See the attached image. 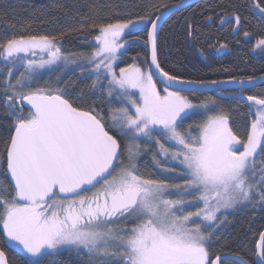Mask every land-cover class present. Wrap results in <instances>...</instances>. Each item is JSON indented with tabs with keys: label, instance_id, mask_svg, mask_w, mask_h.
Listing matches in <instances>:
<instances>
[{
	"label": "snow or ice",
	"instance_id": "snow-or-ice-1",
	"mask_svg": "<svg viewBox=\"0 0 264 264\" xmlns=\"http://www.w3.org/2000/svg\"><path fill=\"white\" fill-rule=\"evenodd\" d=\"M143 7L146 14L131 19L116 14L89 23L82 17L72 31L94 33L90 52H65L62 36L47 33L0 39V107L11 119L0 145V166L6 163L0 235L6 246L20 248L26 264H41L65 249L87 257L86 264H264V231L250 260L211 251L220 239L222 211L264 207V90L245 95L257 85L254 77L193 81L165 71L157 56L158 30L183 4ZM254 8L264 20V7ZM233 15L235 31L240 17ZM188 29L191 36V22ZM145 30L143 59L134 57L117 72L124 37ZM253 48L264 51V37ZM69 66L92 77L88 92L73 95L61 75L52 79ZM44 73L49 76L41 83ZM209 83L241 89L230 95L246 102V138L214 99L197 104L181 94L182 85ZM97 94L109 104L106 114L82 102ZM114 101L121 106L112 107ZM185 120L192 122L185 127ZM139 140L154 147L141 148ZM141 152L152 153L165 179L141 172ZM0 264H8L3 250Z\"/></svg>",
	"mask_w": 264,
	"mask_h": 264
},
{
	"label": "trees",
	"instance_id": "trees-1",
	"mask_svg": "<svg viewBox=\"0 0 264 264\" xmlns=\"http://www.w3.org/2000/svg\"><path fill=\"white\" fill-rule=\"evenodd\" d=\"M264 7V0H256ZM177 0H0V39L15 34L47 33L62 36V48L65 52H90L92 45L88 43L94 33L87 29H79L82 17L93 19L119 14L122 18H135L146 14L144 5L159 8L160 5H173ZM239 15L240 23L234 15ZM221 16H232L227 23H221ZM210 18V19H209ZM188 22H191L192 35H188ZM149 27V26H148ZM245 33H248L246 36ZM63 34V35H62ZM131 43L120 54L116 70L133 63L134 57L143 59L146 51L144 41L147 32L137 31L130 36ZM264 37V20L255 12L253 0H200L197 3L170 16L158 33L157 56L161 66L172 75H178L193 81L240 80L259 77L264 74V51L255 49L256 41ZM226 45V47H221ZM222 50V51H221ZM6 74V70H5ZM60 73H53L52 79ZM48 73L43 74L47 79ZM61 84L67 82L73 95L82 89L88 92L90 76H82L80 69L72 70L61 76ZM162 88L161 85H158ZM264 90V83L244 90L245 95H259ZM229 91L226 93H232ZM200 102L214 99L231 116L234 131L246 138L250 118L247 116L246 102L229 97H220L213 93H188ZM88 104L95 103L98 109L108 112L109 104L103 95H89L82 100ZM115 107L114 105H111ZM107 118V117H106ZM200 116L192 120L199 121ZM192 120H185L186 127ZM11 119L6 117L0 107V145L8 138V126ZM154 135H157L154 133ZM163 142V141H162ZM141 148H152L143 140L137 141ZM167 146V145H166ZM141 172L153 173V178L165 179L152 163L151 152H141L138 157ZM6 169V163L0 166V173ZM0 179L3 176L0 175ZM170 183H181L182 180L169 178ZM194 209V208H192ZM192 209H188L192 211ZM222 227L211 251L237 253L245 259H251L255 249V241L260 231L264 230V207L251 204L221 213ZM0 250L6 254L8 264H26V257L13 247L6 246L4 237L0 235ZM87 257L75 252L62 250L46 256L41 264H86ZM231 264V262H229Z\"/></svg>",
	"mask_w": 264,
	"mask_h": 264
},
{
	"label": "water",
	"instance_id": "water-1",
	"mask_svg": "<svg viewBox=\"0 0 264 264\" xmlns=\"http://www.w3.org/2000/svg\"><path fill=\"white\" fill-rule=\"evenodd\" d=\"M198 1H200V0H181V3L183 4V7H180L178 10L172 9L170 14L167 16L166 20L170 16H172L173 14H175V13L181 11V10L186 9L187 7L197 3ZM253 3L257 4L256 0H253ZM254 10L259 15L258 9L254 8ZM165 21L161 22L160 28L162 27V25L164 24ZM149 27H150V25H149ZM160 28H159V30H160ZM159 30H158V33H159ZM256 78H258V82H257L256 86L261 85L262 83H264V82L260 81V79H259V78H264V74H262L261 76L256 77ZM157 79H159V77H157ZM222 81H230V80H222ZM161 86L163 87V85H161ZM181 87L185 89L184 91H182V93H213V94H215L217 96H220V97H229V98H231L230 94L241 91V89L233 86L232 84H228V83L220 84V85H212V84L209 83V84L204 85L203 87H196V86H192V85H182ZM193 87H195V91L191 90ZM251 88H253V87H251ZM247 89H250V88H246L244 90H247ZM229 91H233V92L232 93H226V92H229ZM239 100H242V101L245 102L244 99H239Z\"/></svg>",
	"mask_w": 264,
	"mask_h": 264
},
{
	"label": "rangeland",
	"instance_id": "rangeland-1",
	"mask_svg": "<svg viewBox=\"0 0 264 264\" xmlns=\"http://www.w3.org/2000/svg\"><path fill=\"white\" fill-rule=\"evenodd\" d=\"M124 39L126 40V41H128V44H127V46H126V48L128 47V45L131 43V38L129 37V36H125L124 37ZM125 48V49H126ZM125 49H123L122 51H121V53L125 50ZM222 51V50H221ZM119 61V60H118ZM118 63V62H117ZM116 63V64H117ZM75 69H79V68H76V67H74V66H69V68L68 69H66L63 73H60V75L61 76H63V75H65V74H67L68 72H71L72 70H75ZM117 72L119 71V70H116ZM16 75H19V72H17L16 73ZM91 77V76H90ZM92 78V77H91ZM13 79H15V76H13ZM182 95H184V96H187L193 103H201L200 102V100H198V98H196V97H194V96H192V95H189L188 93H181ZM112 105H114L115 107H120L121 105L120 104H118V103H116L115 101L112 103ZM140 141V140H139ZM137 142V141H136ZM169 166H174V165H169ZM245 205H240V206H237L235 209H229V210H226V211H222L221 213H225V212H231V211H234V210H237V209H240V208H242V207H244ZM188 210V209H187ZM195 210V208L194 209H192V211H194ZM190 211V210H189ZM13 248H15V249H17L19 252H21L22 253V251L20 250V248L19 247H13ZM59 251H62V250H59Z\"/></svg>",
	"mask_w": 264,
	"mask_h": 264
},
{
	"label": "flooded vegetation",
	"instance_id": "flooded-vegetation-1",
	"mask_svg": "<svg viewBox=\"0 0 264 264\" xmlns=\"http://www.w3.org/2000/svg\"><path fill=\"white\" fill-rule=\"evenodd\" d=\"M17 250V249H16Z\"/></svg>",
	"mask_w": 264,
	"mask_h": 264
}]
</instances>
